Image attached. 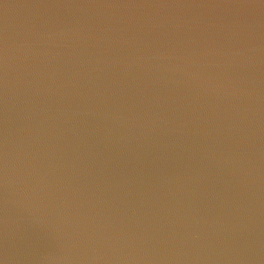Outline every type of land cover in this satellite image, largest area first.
Masks as SVG:
<instances>
[{"label":"water","instance_id":"water-1","mask_svg":"<svg viewBox=\"0 0 264 264\" xmlns=\"http://www.w3.org/2000/svg\"><path fill=\"white\" fill-rule=\"evenodd\" d=\"M0 264H264V0H0Z\"/></svg>","mask_w":264,"mask_h":264}]
</instances>
